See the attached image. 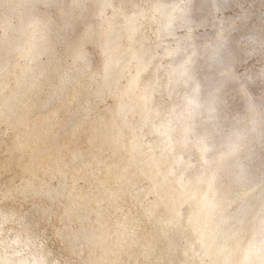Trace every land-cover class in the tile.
I'll return each instance as SVG.
<instances>
[{
    "label": "clouds",
    "instance_id": "9594fccd",
    "mask_svg": "<svg viewBox=\"0 0 264 264\" xmlns=\"http://www.w3.org/2000/svg\"><path fill=\"white\" fill-rule=\"evenodd\" d=\"M0 264H264V0H0Z\"/></svg>",
    "mask_w": 264,
    "mask_h": 264
}]
</instances>
